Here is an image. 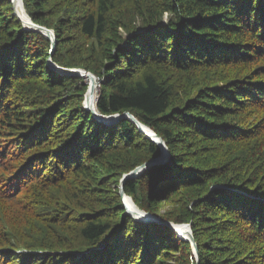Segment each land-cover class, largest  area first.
Masks as SVG:
<instances>
[{
	"label": "trees",
	"instance_id": "obj_1",
	"mask_svg": "<svg viewBox=\"0 0 264 264\" xmlns=\"http://www.w3.org/2000/svg\"><path fill=\"white\" fill-rule=\"evenodd\" d=\"M22 2L53 30L55 64L103 78L101 114L128 111L164 140L167 162L124 194L189 223L199 264H264V0ZM49 51L0 0V264H196L119 194L159 147L127 119L93 118L88 85Z\"/></svg>",
	"mask_w": 264,
	"mask_h": 264
},
{
	"label": "water",
	"instance_id": "obj_2",
	"mask_svg": "<svg viewBox=\"0 0 264 264\" xmlns=\"http://www.w3.org/2000/svg\"><path fill=\"white\" fill-rule=\"evenodd\" d=\"M11 3V9H12V14L17 18V20L21 23L22 29L23 30H28V31H34L43 34L46 38L49 39L50 41V57L48 59V65L51 69L54 71L58 72L62 76H78L83 78L84 82L86 83L85 78H89L93 83L92 86L89 84L87 87V90L84 94V108L89 111L93 118H95L98 122H101L105 125H112L115 123L120 122L121 120L127 119L130 122H132L134 125H136L138 131L144 134V137L152 142H154L158 147H159V154L156 157L151 158L150 161L145 162L130 172L124 174L122 178L120 179L119 183V194L122 197V203L124 205L126 213L131 216L134 221L136 222H141V223H151V222H156L158 224L165 225L166 227L172 229L175 231L176 235H178L183 241H189L190 245L192 247V251L194 252V258L196 261V264H199L198 262V251H197V244L194 240V236L192 235L191 232V227L189 223L185 224H175L171 221L167 220H162L160 217L155 216V215H150L149 213H146L145 211L140 210L132 201V199L128 196H126L123 192V184L127 179L130 178H135L137 177L144 169L151 167V165H156V164H162L167 162L169 156V150L166 147V144L164 140L161 139L151 128H149L146 125H143L140 121L137 120L130 112L125 111L121 114H113V115H103L101 114L97 109L94 108L90 109L87 108L85 105V99H86V94L89 91L91 87H95V85L99 86L103 82V78L98 79L93 73L86 71L85 69H80V68H65L58 66L55 64L52 59L51 55L53 51L55 50L56 47V39L54 36L53 30L39 25L37 23H34L31 18L28 16V14L25 12V9L23 7V2L22 0H9ZM87 84V83H86ZM99 98V94H97V100ZM143 127L147 128L148 131H145ZM127 199V200H126ZM127 201H130L133 205V208H131L129 205H127ZM141 219V220H139ZM179 226H186L187 230L185 233V237H182L179 235Z\"/></svg>",
	"mask_w": 264,
	"mask_h": 264
},
{
	"label": "bare ground",
	"instance_id": "obj_3",
	"mask_svg": "<svg viewBox=\"0 0 264 264\" xmlns=\"http://www.w3.org/2000/svg\"><path fill=\"white\" fill-rule=\"evenodd\" d=\"M84 79H85V81H86V83L88 85L90 84L92 86L93 81L90 82L91 80L89 78L87 79L85 77H84ZM97 91H98V86L95 85V87H91L89 89V91L87 92L86 99H85V105H86L87 108H90V109H93V110H94V108L97 109L96 108V105H97V94H98ZM143 129L145 131H148V129L145 128V127H143ZM127 205H129L131 208H133V205H132V203L130 201H127ZM139 220H141V219H139ZM178 229H179V235H181L182 237H185V235H184L185 233H183V232H186L187 227L186 226H179Z\"/></svg>",
	"mask_w": 264,
	"mask_h": 264
},
{
	"label": "rangeland",
	"instance_id": "obj_4",
	"mask_svg": "<svg viewBox=\"0 0 264 264\" xmlns=\"http://www.w3.org/2000/svg\"><path fill=\"white\" fill-rule=\"evenodd\" d=\"M167 17V15L164 17V18H166ZM88 85V84H87ZM99 89V88H98ZM97 93H98V91H97ZM84 102V101H83ZM84 106V105H83ZM161 219V218H160ZM190 248H191V251H192V247H191V245H190ZM192 254H193V260L195 261V256H194V252L192 251ZM190 262H191V264H192V261L190 260ZM196 262V261H195Z\"/></svg>",
	"mask_w": 264,
	"mask_h": 264
}]
</instances>
